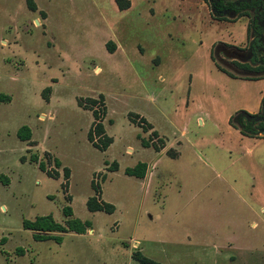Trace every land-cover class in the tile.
<instances>
[{
	"label": "rangeland",
	"instance_id": "1",
	"mask_svg": "<svg viewBox=\"0 0 264 264\" xmlns=\"http://www.w3.org/2000/svg\"><path fill=\"white\" fill-rule=\"evenodd\" d=\"M33 1L31 10L0 0V91L9 96L0 101V264H141L133 250L165 264H264V164L248 170L241 155L225 167L216 148L222 106L251 104L264 80L231 77L209 56L213 41L246 46L250 13L210 19L204 0L122 9L114 0ZM89 96L104 105L112 140L103 149L86 138L93 117L77 104L89 106ZM20 124L28 139L16 135ZM142 159V177L124 172ZM91 194L112 211L88 210ZM64 204L91 227L61 232L59 242L22 227L44 213L63 222Z\"/></svg>",
	"mask_w": 264,
	"mask_h": 264
},
{
	"label": "trees",
	"instance_id": "2",
	"mask_svg": "<svg viewBox=\"0 0 264 264\" xmlns=\"http://www.w3.org/2000/svg\"><path fill=\"white\" fill-rule=\"evenodd\" d=\"M26 6L33 10L35 9V3L33 0H24ZM207 1L208 0H204ZM225 2L226 5L233 6L232 3L229 0H218L217 3H209V9L210 13L213 17L222 19L225 18L226 14H223L220 12L218 7H220ZM115 4L119 9L125 8L129 4V0H114ZM248 3L246 1H242L239 3L238 6H233L236 15H244L249 14L248 10ZM213 6H215L213 8ZM258 13L260 17H264V2L262 3L260 9L258 10ZM255 26V25H254ZM257 27V26H256ZM249 29V23L246 25V30ZM254 42L258 45H260V48H254V56H258L260 61H255V63H251L250 60L246 61H240L236 58H233L232 53H226L221 50L219 47L220 45H225L228 48L231 49H242V47L222 42V41H215L211 44L210 50H209V56L213 60L215 66L227 73L231 76H239L243 78H258L264 76V34H263V42H260L259 40H254ZM112 46L110 45L109 48ZM222 52L223 55H219L218 53ZM49 85H45L42 89L43 91L48 89ZM99 97H101V94H99ZM9 96L0 91V101L2 100H8ZM88 105L81 103L79 100H77L78 105H84L83 107H88L91 110V115L93 117V120L91 122V125L88 127L86 132V138L91 141L93 145L96 147L103 149L105 148L112 140L111 135L107 134L104 131V127L102 125V122L100 120V111H104V105H101L100 110L98 108L93 107L92 104L96 102V98L94 97H87ZM261 102L264 104V93L261 96ZM229 122L233 125H237L239 130L242 133L249 134V135H257L260 134L258 131V127H264V120H259L256 125H250L248 122L244 125H239L236 120L234 119V116L229 117ZM16 135L20 139H28L30 136V128L27 124H20L16 128ZM264 135V134H261ZM144 144L147 145V142L145 140H142ZM31 160L36 159L35 154H31L30 156ZM54 163L59 164V160L57 158H54ZM38 166L40 169H44L43 162L41 160L38 161ZM146 168V163L143 160H137L132 165H127L123 168L124 172L129 175H134L137 177H142L144 175ZM63 170V177L67 176L68 168L66 166L62 167ZM0 177H2L3 182H6V176L3 174H0ZM65 182H63L64 184ZM85 206L88 210H97L101 209L106 212H111L113 209V204L106 200H101L96 198L95 194H91L86 197L85 199ZM62 213L66 216V218L63 220V222L56 221L50 213H44V214H37L33 218H23L21 220L22 227L30 229L31 236L34 239L37 240H43L47 238H51L56 242H59L61 240V232L72 230L74 232H84L87 228L91 227V221L87 218L81 219L77 216L72 215V210L69 204H64L61 207ZM59 232V233H57ZM1 239H4V236H1ZM21 250L20 248H18ZM131 257L138 261L141 264H165L162 262H158L154 259L149 258L148 256L144 255L139 250H133L131 252Z\"/></svg>",
	"mask_w": 264,
	"mask_h": 264
},
{
	"label": "crops",
	"instance_id": "3",
	"mask_svg": "<svg viewBox=\"0 0 264 264\" xmlns=\"http://www.w3.org/2000/svg\"><path fill=\"white\" fill-rule=\"evenodd\" d=\"M209 18L210 19H218L215 18L213 16H211L210 14ZM245 25V24H244ZM245 29H246V25H245ZM214 42V41H213ZM211 42V43H213ZM231 77H239V76H231ZM243 78V77H242ZM250 79V78H248ZM256 79V78H255ZM258 79V78H257ZM259 79H263L264 80V76L263 77H259ZM244 80H246L244 78ZM264 84V83H263ZM264 91L260 90V93L255 97V99L252 101L251 104L247 103V101L245 102H238V104H234L231 105L230 107H226V106H222L225 111L223 114V120L225 119V124H224V137L222 138H217L216 139V148L219 152L222 153V155L224 156L226 162L224 163V166L227 167L230 163H232V161L238 159L239 157H241V155H247L248 159H249V164H250V169L248 170H253V167L258 164V165H262L264 164V147H259L256 151L255 147L257 145H259L262 141H264V135L261 134H257V135H249V134H245L242 133L237 125H233L232 123L229 122V117L230 116H234V114L238 111H244L247 113H252L255 112L258 109L259 106V101L260 98L262 96ZM225 98H230V96L228 94H224ZM230 99H227V101H229ZM237 101H239L238 99H236ZM235 100V102H237ZM222 107L220 109H222ZM229 108V109H227ZM198 121L201 122V119L198 118ZM154 127V126H152ZM173 129H178V132L176 133L177 138L180 140V137L183 136L186 132H185V127L181 126V125H176V127H173ZM218 140V141H217ZM176 141V140H175ZM181 141V140H180ZM249 142H251V146L249 145ZM180 142H178L175 145H179ZM156 152L160 153L159 150H156ZM253 156H256L260 159L256 161H254ZM143 160V159H142ZM145 161V160H143ZM146 163V170H148L150 164ZM149 164V165H148ZM153 173V171H152ZM154 177V174H153Z\"/></svg>",
	"mask_w": 264,
	"mask_h": 264
},
{
	"label": "flooded vegetation",
	"instance_id": "4",
	"mask_svg": "<svg viewBox=\"0 0 264 264\" xmlns=\"http://www.w3.org/2000/svg\"><path fill=\"white\" fill-rule=\"evenodd\" d=\"M217 1L218 0H208L209 3H213V4L217 3ZM229 1L232 3L233 6H238L239 3L242 1H246L249 4L248 5V10L250 13L249 20H248L249 29L248 30L245 29V35L247 38L246 46L242 47V49H236V50L228 48L223 44L220 45L219 47L221 48V50H223V52L232 53L233 58H236L240 61L246 60L250 62V60H253L251 61V63H255V61L261 62V59H259L258 56L257 57L254 56V48H257V49L260 48V45L256 44L254 40L257 39L260 42H263L264 17H260L258 10L260 9L264 0H229ZM233 6L226 5L225 2L223 1L222 5L218 7L217 10H219L223 14L233 16V15H236V11ZM214 7L215 6H213V8ZM248 32H249V35H247ZM262 105L264 104L261 102V98H260L258 109L255 112L248 113L249 115H251L249 117H246L245 114H243L244 111H242V113H239V111L236 112L234 114V118L236 122L239 125H244L248 122L250 125L253 126V125H256L259 120H264V115L262 113L264 108L261 107ZM244 113H247V112H244ZM255 115H258L259 117L256 119L254 117ZM257 129L260 134H263L261 130H263L264 127H258Z\"/></svg>",
	"mask_w": 264,
	"mask_h": 264
},
{
	"label": "water",
	"instance_id": "5",
	"mask_svg": "<svg viewBox=\"0 0 264 264\" xmlns=\"http://www.w3.org/2000/svg\"><path fill=\"white\" fill-rule=\"evenodd\" d=\"M261 107L264 108V105H262ZM239 113H242V111H239ZM239 113H238V114H239ZM262 113H263V115H264V110H263ZM243 114H245L246 117L251 116V115H249L248 113H244V112H243ZM254 117L257 119L259 116H258V115H255ZM261 132L264 134V129L261 130Z\"/></svg>",
	"mask_w": 264,
	"mask_h": 264
}]
</instances>
